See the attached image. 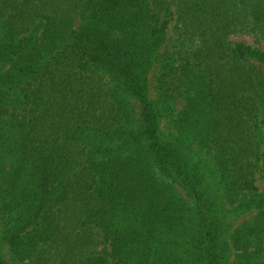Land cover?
Listing matches in <instances>:
<instances>
[{
    "label": "trees",
    "instance_id": "1",
    "mask_svg": "<svg viewBox=\"0 0 264 264\" xmlns=\"http://www.w3.org/2000/svg\"><path fill=\"white\" fill-rule=\"evenodd\" d=\"M240 30L264 37V0H0V264H264V48Z\"/></svg>",
    "mask_w": 264,
    "mask_h": 264
},
{
    "label": "rangeland",
    "instance_id": "2",
    "mask_svg": "<svg viewBox=\"0 0 264 264\" xmlns=\"http://www.w3.org/2000/svg\"><path fill=\"white\" fill-rule=\"evenodd\" d=\"M168 35L170 36L171 40L168 42L167 48L168 49H174L175 47H180V41L178 39H180L179 35V28L178 25L175 21H172L170 23V28L168 30ZM230 40L233 42H244L246 44L252 45L254 47H258L263 49L264 48V37L258 36L252 32H248V31H237L236 33L232 34L230 36ZM156 70L152 71L151 76H150V89H149V95L150 97L153 99L154 102H156L157 100V91H156V82H155V78H156ZM102 79L104 81L105 84H108V78L105 76H102ZM133 109H134V114L135 117L137 118L138 116V112H139V104L132 99L131 102H129ZM182 105V101H179V103L177 104L178 107H180ZM161 130L162 132H164L165 134H169L171 132H173V130H171V123H170V119L168 117H164L162 119L161 122ZM264 150V149H263ZM193 156L195 158H199L202 157L204 159H206L209 163H213V155L212 154H207L205 153V151L203 152H196L193 151ZM261 164L262 167L261 169L258 171V181L257 184L259 186L260 190H264V159L261 160ZM159 179L165 183H171V180H169L166 177H163L161 174L158 175ZM173 186L175 187V190L179 193H181V195H183V197H185V199L187 200V203L189 204V206L191 205V200L189 199V197L186 195L185 191L178 185L173 184ZM232 206L226 205V212H228L226 214L225 217V225L227 226H231V228H234L235 226L239 225L240 223H242L245 220H248L249 218H251L254 215V212H248V213H242V214H235L234 211L231 210ZM2 251L4 253L5 259H7L9 261L10 264H19V262L13 260L11 258V255L9 254L8 250H7V246L5 244H3V248ZM233 258V257H232ZM191 264V263H189Z\"/></svg>",
    "mask_w": 264,
    "mask_h": 264
}]
</instances>
